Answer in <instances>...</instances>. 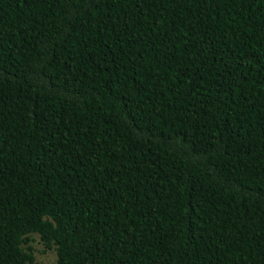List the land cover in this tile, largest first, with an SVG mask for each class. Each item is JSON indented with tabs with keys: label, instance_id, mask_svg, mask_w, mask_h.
Wrapping results in <instances>:
<instances>
[{
	"label": "trees",
	"instance_id": "trees-1",
	"mask_svg": "<svg viewBox=\"0 0 264 264\" xmlns=\"http://www.w3.org/2000/svg\"><path fill=\"white\" fill-rule=\"evenodd\" d=\"M264 264V0H0V264Z\"/></svg>",
	"mask_w": 264,
	"mask_h": 264
},
{
	"label": "rangeland",
	"instance_id": "rangeland-1",
	"mask_svg": "<svg viewBox=\"0 0 264 264\" xmlns=\"http://www.w3.org/2000/svg\"><path fill=\"white\" fill-rule=\"evenodd\" d=\"M34 248V258L36 261L42 263V264H49L50 262L53 261V255L51 253H45V254H40L39 249L40 246L38 245H33Z\"/></svg>",
	"mask_w": 264,
	"mask_h": 264
}]
</instances>
